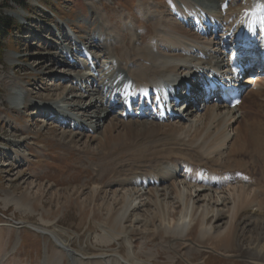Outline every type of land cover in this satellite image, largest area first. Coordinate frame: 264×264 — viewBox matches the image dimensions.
Returning <instances> with one entry per match:
<instances>
[{"label":"bare ground","instance_id":"1","mask_svg":"<svg viewBox=\"0 0 264 264\" xmlns=\"http://www.w3.org/2000/svg\"><path fill=\"white\" fill-rule=\"evenodd\" d=\"M179 2L186 8L185 12L175 9L177 15L181 14L179 20L167 18L172 10L162 12L153 29L138 35L136 47L132 40L126 41L128 50L136 52L124 54L121 63L92 57L100 75L84 61L89 72L75 77L76 85L87 80L97 85L93 88L95 92L89 94L93 101L82 107L91 113L90 119L98 121L91 126L87 137L96 143L100 153L103 166L99 167V178L121 177L111 193L113 196L100 182L85 183L62 193L24 180L26 186L15 187L16 190L23 188L19 197L13 195L14 190L4 193L6 203H13L23 213L15 217L17 220L9 218L8 226L30 225L54 242L55 255L45 252L46 257L36 264H154L156 258L166 253L173 258V263L169 261V264H208L204 257L215 252L227 257L237 256L242 264H264V122L253 118L242 104L227 108L218 98L202 104L204 107L199 104L196 111L192 106L183 109L181 117L171 111L165 118L161 117L165 110L160 107L166 99L164 95L162 102L156 105L160 111L149 112L144 108L136 115L131 110L117 113L116 102L126 110L128 98L130 101L139 96L149 98L163 82L171 81L170 86L175 87L203 71L211 72L216 65L230 64L225 56L228 42L219 43L218 37L193 34L184 21L189 23L195 17L202 24L201 29L216 28L221 32L219 36L230 39L235 38L246 16L252 15L257 22L262 18L264 22L259 14L264 11V0H247L232 17L216 15L224 11L223 3L230 0ZM201 7L208 10L203 11ZM196 9L201 10L202 15ZM8 12L19 16L14 10ZM230 24L236 34L229 32ZM240 42L243 43L242 39ZM74 54L72 50L70 57ZM137 62L135 68L125 66ZM127 69L131 79L122 74V70L128 72ZM185 75L188 76L185 78ZM113 79L122 81L123 86L115 87ZM244 84L246 96L264 93L263 76ZM18 86H10L11 95H21L16 89ZM74 90L75 87H67L63 99H68ZM125 91L130 95L123 100ZM81 96L86 99L87 94ZM153 97L157 99V93ZM29 101L27 96L25 106ZM42 102V111L48 108L54 113L51 107H46L50 105L46 99ZM77 106L82 108L80 103ZM71 140H75L74 137ZM121 158L126 161L121 162ZM155 158L160 159V163H148ZM129 161L140 164L134 166ZM127 164L132 165V171L143 169L145 180L139 183L124 179ZM139 185L145 187L139 189ZM48 197L56 208L46 204ZM10 208L7 206L5 210ZM72 210L77 218L75 227L70 228L65 226L64 220ZM30 214L38 215V220ZM136 237L145 239L143 248L159 240L158 255L139 250ZM7 243L1 232L0 264L14 250H8Z\"/></svg>","mask_w":264,"mask_h":264},{"label":"rangeland","instance_id":"2","mask_svg":"<svg viewBox=\"0 0 264 264\" xmlns=\"http://www.w3.org/2000/svg\"><path fill=\"white\" fill-rule=\"evenodd\" d=\"M244 1L246 0H233L229 4H233V8L236 9ZM178 2L179 0H1L0 234L2 232L3 237L8 240L9 247L6 248L10 251L14 248L7 258L2 259L1 264H14L18 260L21 264H36L39 259L43 260L46 257L47 252L53 256L55 249L52 240L42 236L30 225L8 226L9 218L17 220L23 213L18 211L13 203H6L4 197L6 190H14L13 195L19 197L23 188L16 190L15 187L23 184L24 180L27 183L33 181L50 186L52 190L62 193L73 187L80 188L85 183L95 185L96 182H100L108 194L118 187L117 181L121 177L115 175L113 178L102 180L99 178V167L103 166L100 153L96 143L89 141L87 137L91 134L89 125H96L98 121L90 119L91 113L83 107L87 102L93 101L89 95L91 93L87 91L95 92L97 85L95 86L92 80L76 85L75 77L81 72H89L87 66L92 67L88 64L86 66L84 62L87 59L90 61L84 56L87 50L97 54L92 55L93 58L99 56L101 60L109 61L113 57L121 63L124 54L136 52L133 49L128 50L126 41L132 40L136 47L140 39L138 35L147 32V29H153L155 20L162 12L172 10L171 16L167 18L176 21L174 9L180 6L177 5ZM180 8L183 9L181 6ZM9 9L19 13V16L9 13ZM234 11L226 10V13L232 15ZM5 21L10 22L11 28H5ZM66 21H70L69 23L76 28L75 36L69 31ZM187 26L191 27L192 23L189 21ZM124 34L128 38H125ZM208 34L210 37L216 35L212 29ZM94 38L95 41L92 42ZM110 40L112 42L109 44ZM66 49L68 53L65 54L63 50ZM71 50L76 54L72 57L66 56ZM71 59L75 62L72 63ZM82 62L84 66H79L78 63ZM75 63L80 68L75 67ZM137 65L138 62L125 66L135 68ZM93 69L100 75L97 66ZM125 72L129 74V70ZM15 84L19 85L16 89L21 95L10 94V86ZM93 86L96 87L94 90ZM67 87H75L76 90L64 100L62 96H66ZM84 93L87 94L86 99H81ZM27 96L30 101L25 106ZM249 97H246L244 102L250 109L247 112L259 122H264V93L256 96L254 101L252 96ZM45 99L50 105L62 106V113L71 112L68 115L70 117L64 118L63 114H59L50 120L36 105L43 103ZM250 100L253 101L252 108L248 106ZM79 103L82 108L77 106ZM253 107L258 110L256 114L258 117L253 114ZM51 110L54 111L52 107ZM104 117L102 115V118ZM77 119L85 125L81 127L76 124ZM73 137L75 140L72 141ZM122 161L126 160L121 158ZM160 161L155 158L148 163L155 165ZM121 162L117 161L119 164H122ZM135 164L140 163L132 162V165ZM132 165H125L124 179L140 180L143 177L141 174L143 169L132 171ZM138 188L142 189L144 186ZM46 201L47 205L56 208L55 203H50L49 197ZM7 206H11L9 211L5 210ZM34 217L37 220L39 218L38 215ZM76 218V212L72 210L64 220L65 226L75 227ZM135 240L139 250L158 255V248H161L159 240L146 244L144 248L145 239L136 237ZM164 249L167 250L166 247ZM204 258L208 264H242L237 256L227 257L216 252L210 256L207 254ZM169 261L173 263V258L166 253L156 258L153 263L169 264Z\"/></svg>","mask_w":264,"mask_h":264},{"label":"trees","instance_id":"3","mask_svg":"<svg viewBox=\"0 0 264 264\" xmlns=\"http://www.w3.org/2000/svg\"><path fill=\"white\" fill-rule=\"evenodd\" d=\"M4 26H5V28L9 29V28H11L12 25H10L9 21H5Z\"/></svg>","mask_w":264,"mask_h":264}]
</instances>
